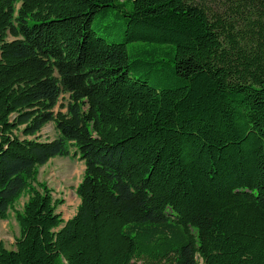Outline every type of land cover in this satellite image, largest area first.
I'll return each instance as SVG.
<instances>
[{
	"label": "trees",
	"instance_id": "obj_1",
	"mask_svg": "<svg viewBox=\"0 0 264 264\" xmlns=\"http://www.w3.org/2000/svg\"><path fill=\"white\" fill-rule=\"evenodd\" d=\"M223 3L0 0V264H264V0ZM72 149L65 222L38 174Z\"/></svg>",
	"mask_w": 264,
	"mask_h": 264
},
{
	"label": "rangeland",
	"instance_id": "obj_2",
	"mask_svg": "<svg viewBox=\"0 0 264 264\" xmlns=\"http://www.w3.org/2000/svg\"><path fill=\"white\" fill-rule=\"evenodd\" d=\"M207 5L211 10L219 12L225 10L224 0H196ZM68 103V96L61 98L55 112H66L61 109ZM59 137L54 123L47 124L35 137L41 141H52ZM85 173V163L79 157H75V149L71 150L69 157H56L43 167L39 168L38 182L45 183L53 191L54 201H62L57 208V213L62 215L66 222L72 219L80 206L77 188L82 182ZM30 195L25 194L15 204L13 210L8 212L5 220H0V244L3 243L8 250L16 249V240L21 237V229L17 221V214L22 213L24 205Z\"/></svg>",
	"mask_w": 264,
	"mask_h": 264
}]
</instances>
